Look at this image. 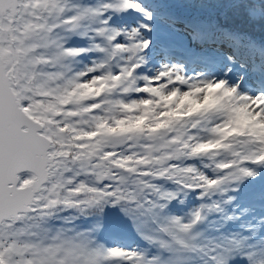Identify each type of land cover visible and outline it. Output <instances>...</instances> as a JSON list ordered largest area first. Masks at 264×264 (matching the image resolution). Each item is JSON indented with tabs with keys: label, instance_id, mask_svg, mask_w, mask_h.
Here are the masks:
<instances>
[{
	"label": "snow or ice",
	"instance_id": "1",
	"mask_svg": "<svg viewBox=\"0 0 264 264\" xmlns=\"http://www.w3.org/2000/svg\"><path fill=\"white\" fill-rule=\"evenodd\" d=\"M234 44L164 0H0V264H264V56Z\"/></svg>",
	"mask_w": 264,
	"mask_h": 264
},
{
	"label": "trees",
	"instance_id": "2",
	"mask_svg": "<svg viewBox=\"0 0 264 264\" xmlns=\"http://www.w3.org/2000/svg\"><path fill=\"white\" fill-rule=\"evenodd\" d=\"M183 2L189 5V10L192 13H194L195 7H200L202 15L198 17L201 20L214 21L216 26H221V29L224 30L235 28L249 33L254 41L251 52L260 57L255 58V61L259 62L261 57L264 56V52H261V49H264V20H250L244 11V5L237 7L228 3L227 0H203V2H200V0H194V2L183 0ZM228 4L230 6L225 12L222 13L219 11V9H222ZM251 58L253 57L251 56Z\"/></svg>",
	"mask_w": 264,
	"mask_h": 264
},
{
	"label": "rangeland",
	"instance_id": "3",
	"mask_svg": "<svg viewBox=\"0 0 264 264\" xmlns=\"http://www.w3.org/2000/svg\"><path fill=\"white\" fill-rule=\"evenodd\" d=\"M173 16L177 17V18H180V19H184V20H191L188 16L186 15H180L179 13H171ZM179 37H182V34L181 33H176ZM157 37H159L160 39H164L166 37H171L172 39H174V35H171L170 33V30L167 29V27L165 25H161L159 24V22H157V32L155 34ZM238 36H242V38L246 41V46L244 49H241V47L238 45V44H234V46H236V48H238L240 50V52L242 53H247L248 54V45H249V42H250V39L248 36H245L243 34H239ZM159 44V43H158ZM156 47H158V45H156ZM215 47V46H213ZM221 47H223V45H221ZM227 51H231L230 49H226ZM213 51L212 48H209L207 49V52L211 53ZM179 52V51H177ZM155 54V53H154ZM242 70L241 69H236L233 73V75L241 72ZM248 79L249 81L251 80H254V79H257L256 77L252 76L251 73H249L248 75ZM257 83H258V80H257Z\"/></svg>",
	"mask_w": 264,
	"mask_h": 264
}]
</instances>
